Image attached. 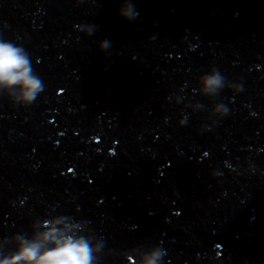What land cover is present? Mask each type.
Masks as SVG:
<instances>
[{"label": "clouds", "instance_id": "1", "mask_svg": "<svg viewBox=\"0 0 264 264\" xmlns=\"http://www.w3.org/2000/svg\"><path fill=\"white\" fill-rule=\"evenodd\" d=\"M118 14L125 20H134L138 15L133 2L122 0ZM110 46L107 40L100 43L101 50ZM205 89H216L223 86L225 77L214 69L210 75L201 77ZM0 85L11 87L19 85L22 99L31 104L43 90L42 80L34 74L28 53L10 42L0 41ZM238 92V89H233ZM219 107L226 114V108ZM182 124V122H181ZM47 243L53 244L45 248ZM157 249L150 255L146 264H157L160 260ZM0 264H92V249L82 238L57 239L53 233H47L31 242L22 241L17 253L11 259Z\"/></svg>", "mask_w": 264, "mask_h": 264}]
</instances>
